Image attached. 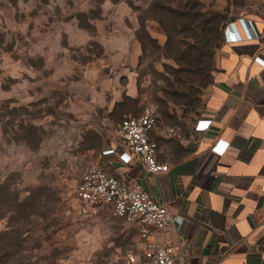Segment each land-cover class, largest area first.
I'll list each match as a JSON object with an SVG mask.
<instances>
[{
    "label": "rangeland",
    "instance_id": "obj_1",
    "mask_svg": "<svg viewBox=\"0 0 264 264\" xmlns=\"http://www.w3.org/2000/svg\"><path fill=\"white\" fill-rule=\"evenodd\" d=\"M240 18L264 32V0H0V264H125L135 228L74 216L77 185L145 107L191 127Z\"/></svg>",
    "mask_w": 264,
    "mask_h": 264
},
{
    "label": "crops",
    "instance_id": "obj_2",
    "mask_svg": "<svg viewBox=\"0 0 264 264\" xmlns=\"http://www.w3.org/2000/svg\"><path fill=\"white\" fill-rule=\"evenodd\" d=\"M225 38L191 127L150 134L168 172L124 164V146L101 161L169 206L173 222L157 235L178 264H264V32L240 18Z\"/></svg>",
    "mask_w": 264,
    "mask_h": 264
},
{
    "label": "built area",
    "instance_id": "obj_3",
    "mask_svg": "<svg viewBox=\"0 0 264 264\" xmlns=\"http://www.w3.org/2000/svg\"><path fill=\"white\" fill-rule=\"evenodd\" d=\"M161 129L154 106L145 107L139 115L124 118L117 131L127 149L120 154L122 162L140 165L152 175L168 172L169 165L158 161L157 144L150 137L151 132ZM177 131L170 129L172 135ZM75 201L74 216H89L100 206L108 205L113 216L135 228L137 242L126 255L125 264H178L176 247L164 243L157 235L172 224V212L166 203L153 198L136 180L126 182L103 167H94L77 185Z\"/></svg>",
    "mask_w": 264,
    "mask_h": 264
},
{
    "label": "trees",
    "instance_id": "obj_4",
    "mask_svg": "<svg viewBox=\"0 0 264 264\" xmlns=\"http://www.w3.org/2000/svg\"><path fill=\"white\" fill-rule=\"evenodd\" d=\"M211 41H212V43H213V45H214V47H216L217 49H220L221 47H223L224 45H225V42H226V38H225V32H224V36H222V35H220V33H219V27H218V25H217V28H216V30H215V32H211ZM194 82H196V81H194ZM204 82V78H198V81H197V83H203ZM207 83H209V82H207ZM211 83H209V85H210ZM208 85V86H209ZM202 88H204L203 86H201ZM207 88V87H206ZM205 88V89H206ZM187 97V96H186ZM200 97V96H199ZM189 98V97H188ZM193 99H195L196 100V98H193ZM197 100L199 101L200 100V98H197ZM196 100V101H197ZM4 264H8V262H5Z\"/></svg>",
    "mask_w": 264,
    "mask_h": 264
}]
</instances>
